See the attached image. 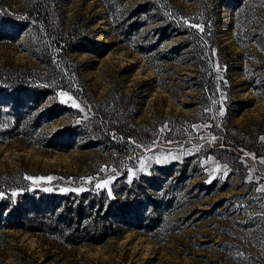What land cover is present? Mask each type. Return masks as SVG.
Segmentation results:
<instances>
[{
    "label": "rangeland",
    "instance_id": "rangeland-1",
    "mask_svg": "<svg viewBox=\"0 0 264 264\" xmlns=\"http://www.w3.org/2000/svg\"><path fill=\"white\" fill-rule=\"evenodd\" d=\"M31 1L0 0L6 79L48 70L33 26L19 25ZM52 1L53 33L78 44L66 56L69 82L35 110L0 103V196L17 201L104 181L110 189L122 165L129 180H164L159 200L169 206L154 234L130 230L101 244L4 230L0 264L24 256L31 264H264V0H226L214 11L211 0ZM63 106L53 120L42 115ZM97 123L104 137L92 129ZM63 128L77 130L73 148L48 146ZM132 131L139 141L124 139ZM107 135L129 140V155L110 148ZM238 139L262 142L261 154L242 149L231 163L212 152Z\"/></svg>",
    "mask_w": 264,
    "mask_h": 264
},
{
    "label": "trees",
    "instance_id": "trees-1",
    "mask_svg": "<svg viewBox=\"0 0 264 264\" xmlns=\"http://www.w3.org/2000/svg\"><path fill=\"white\" fill-rule=\"evenodd\" d=\"M225 1L211 0L209 5L214 11ZM30 3V16L19 22V25L23 28L33 26L36 54L48 70L38 74L30 72L23 76H14L12 79H6L5 74L0 75V103L9 105L15 113L24 106L37 109L49 96L56 95L59 88L67 86L65 83L69 82L71 70L66 64V56L78 47V44H73L71 37L64 38L58 32L53 33L55 23L52 16V0H32ZM138 13L137 11L136 14ZM10 24L15 26L14 22L10 21ZM208 25L206 23V27ZM132 28L133 25L129 24L128 29ZM116 30H120L122 35L127 34V30L124 31L120 27ZM59 35L61 38H58ZM202 41L205 49L208 41ZM86 48L99 51L96 46ZM205 91L210 93L209 86ZM64 107H46V112L42 115H47L49 120H53L67 108ZM16 116L19 117V114ZM92 129L100 138L104 137L106 131L101 129L100 124L97 123ZM118 133L121 134L119 131ZM77 134L76 129L63 128L50 138L48 146L60 151L70 150ZM124 135V139L132 137L139 141L135 131L125 132ZM104 142L110 148H115L123 158L129 155L130 150L125 147L132 144L129 140L119 145L107 135ZM226 145L217 147L212 152L223 161L238 163L243 154L242 149L260 155L263 144L256 140L241 142L238 139L234 144ZM117 168L123 173L116 175L110 189L98 188L96 183L92 182L91 186L63 194L37 190L35 193L21 194L17 201L0 196V233L8 229L30 231L52 237L66 246L101 244L110 238H120L130 230L154 234L162 222V208L169 206L167 202L162 204L159 200L168 192L163 185L164 180L148 174L129 180L128 173L122 170L123 166L119 165ZM168 169L169 167L163 166L159 167L158 171L160 175L166 176ZM27 259L24 256L21 264H31Z\"/></svg>",
    "mask_w": 264,
    "mask_h": 264
},
{
    "label": "snow or ice",
    "instance_id": "snow-or-ice-1",
    "mask_svg": "<svg viewBox=\"0 0 264 264\" xmlns=\"http://www.w3.org/2000/svg\"><path fill=\"white\" fill-rule=\"evenodd\" d=\"M63 95V94H62ZM70 99V98H69ZM73 106L74 107H79V105H77V104H73ZM28 179H33L32 177H28ZM39 179H41V180H43V179H45L44 177H41V178H39ZM47 179H49V180H51L52 178L51 177H48ZM107 185H108V181H104L103 183H100V184H97V187L98 188H104V187H107Z\"/></svg>",
    "mask_w": 264,
    "mask_h": 264
}]
</instances>
